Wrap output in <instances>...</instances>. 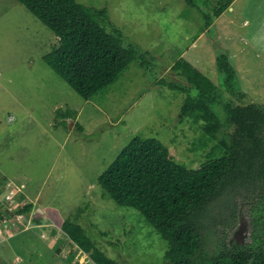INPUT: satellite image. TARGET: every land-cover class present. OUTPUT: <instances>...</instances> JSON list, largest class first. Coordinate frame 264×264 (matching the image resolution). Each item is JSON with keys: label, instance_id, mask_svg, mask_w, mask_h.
<instances>
[{"label": "rangeland", "instance_id": "obj_1", "mask_svg": "<svg viewBox=\"0 0 264 264\" xmlns=\"http://www.w3.org/2000/svg\"><path fill=\"white\" fill-rule=\"evenodd\" d=\"M79 3L106 10L111 23L107 30H119L125 44L145 53L146 65L133 62L114 84L85 100L44 60L58 45L55 34L18 1L0 0V167L16 176L18 188L24 184L15 209L31 202L28 195L36 207L21 222L12 217L0 223V264H96L68 240L62 241L63 249L58 240L52 244L47 229L48 233L29 230L32 225L27 222L34 212L44 213L58 231L67 221L77 223L118 264H163L167 242L137 210L110 199L99 178L137 137L155 138L175 162L189 169L219 158L223 154L219 141L202 131L203 123L181 117L185 100L196 91L173 67L185 60L184 52L192 46L189 54L200 53L202 59V66L195 68L217 86L225 102L264 107V43H250L243 34L248 28L236 26L232 36L234 41L242 38V43H228L220 24L200 38L214 0H198L199 9L183 0ZM232 16L239 21L237 10ZM218 32L221 40H216ZM210 35L218 42L214 46H223L229 54L236 72L233 90L227 91L216 58L209 53L213 43L203 42ZM59 109L76 116L56 119ZM219 114L225 121L224 113ZM232 132V127L223 129L225 134ZM5 185L0 183V194ZM253 192L252 184L229 185L199 215L205 257L238 239L243 224L248 229L240 239L248 240L247 203Z\"/></svg>", "mask_w": 264, "mask_h": 264}, {"label": "trees", "instance_id": "obj_2", "mask_svg": "<svg viewBox=\"0 0 264 264\" xmlns=\"http://www.w3.org/2000/svg\"><path fill=\"white\" fill-rule=\"evenodd\" d=\"M16 1L58 38V45L44 60L85 100L114 84L133 62L146 65L145 53L133 44H125L119 30H107L111 23L106 10L87 7L79 0ZM183 1L199 9L198 0ZM214 1L205 28L231 8L235 0ZM216 66L227 91L233 90L236 72L227 54L217 56ZM173 70L196 91L185 100L181 117L197 124L202 122V131L219 141L223 154L199 169H189L175 162L155 138L137 137L100 176L99 183L110 199L121 207L137 210L167 242L163 264H264V107L225 102L217 86L186 60L181 59ZM222 112L225 121L220 118ZM75 116L71 110L59 109L56 113L60 120ZM225 127H232V134L223 133ZM234 184L254 187L247 203L250 236L244 241L234 239L224 244L217 255L205 257L197 219L212 200ZM33 208L32 203L13 211L0 206V222L29 215ZM238 217H242L241 211ZM63 231L96 264H118L77 223L67 221Z\"/></svg>", "mask_w": 264, "mask_h": 264}, {"label": "crops", "instance_id": "obj_3", "mask_svg": "<svg viewBox=\"0 0 264 264\" xmlns=\"http://www.w3.org/2000/svg\"><path fill=\"white\" fill-rule=\"evenodd\" d=\"M237 3H239V5ZM236 10L238 11L239 16H240V19L238 22H236L234 19V16H232V14H234L236 12ZM228 14H231V15L229 16ZM218 24H220L219 30L221 31L222 37L224 35L225 39L228 41V43H230V42L242 43V38H239V39L236 38V41H234V37L232 36L233 35L232 29L235 26L237 29L248 28V31L246 33H243V34H246L247 37L251 38L250 43H264V0H235L232 4L231 8H229L219 18H217L209 28L204 29V32H203V34L200 35V38L205 36V34L207 32H210V30L213 27L218 26ZM209 34H211V33H209ZM221 35L219 32L216 33V36H215L216 40L217 39L221 40L222 38H219V36L221 37ZM210 36H211V38L206 37V39H204L203 42L204 43H213V44H211V48L209 49V53H210L211 57L217 59V56L219 54H222L224 52H225V54H227L226 50H224L223 46L220 47L221 49L219 48V46L218 47L214 46V44H216L218 42L213 41L215 39V38L212 39L213 35H210ZM234 36H236V35L234 34ZM199 39L197 41H199ZM199 42H201V39ZM193 44H195V43L193 42L192 45ZM193 46H195V45H193ZM191 47L192 46H190L187 50H185L184 59L187 62H189L193 67L197 68V67L202 66V59L200 57V53L198 55L195 54V56H193L191 53L189 54L188 50L190 51ZM227 55H229V54H227ZM230 60H231V57H230ZM208 72H210V71H208ZM1 169L2 168L0 167V183H4V185L8 181L16 183L14 180V179H16L15 178L16 176H11L10 174L7 175L6 173L2 172ZM21 187L24 188V184H22ZM28 198L31 201L29 203H32L33 205H35L33 203V201H34L33 198L29 195H28ZM35 209H36V207L34 206L33 211H35ZM34 213H35V216L32 217V220L27 222V224L32 225L31 229H29V230L37 233V231H39V230L46 231V229H47L48 231H50L49 236L51 237L52 244L54 242H56V240H58L59 242H61L59 247H61L62 249L64 248V245L62 243L63 240H68L75 247H78L76 244L73 243V241H71L70 239H68L66 237V234L63 231V228L61 230L59 229V231H58L57 230L58 228H56L55 224L52 221H50L49 218L45 217L44 213H42L43 215H41L37 212H34ZM21 221L22 220H20L19 222H21ZM5 230L7 231V229H5ZM29 230H28V232H31ZM63 235H65V236H63ZM43 237L46 238V235H43ZM60 253H62V251ZM82 253H84V252H82Z\"/></svg>", "mask_w": 264, "mask_h": 264}, {"label": "built area", "instance_id": "obj_4", "mask_svg": "<svg viewBox=\"0 0 264 264\" xmlns=\"http://www.w3.org/2000/svg\"><path fill=\"white\" fill-rule=\"evenodd\" d=\"M23 189V187H21ZM21 188L13 182H7L3 194L0 196V206L1 208L4 207L5 210L13 211L16 206L17 197L19 193L22 192ZM17 220H22L25 216L19 215L16 216ZM8 220V219H7ZM7 220H4L2 223H5ZM1 223V222H0ZM1 233V230H0Z\"/></svg>", "mask_w": 264, "mask_h": 264}, {"label": "water", "instance_id": "obj_5", "mask_svg": "<svg viewBox=\"0 0 264 264\" xmlns=\"http://www.w3.org/2000/svg\"><path fill=\"white\" fill-rule=\"evenodd\" d=\"M247 229H248V225L246 224H243V227H242V229H241V233L243 232V231H247ZM240 233V234H241Z\"/></svg>", "mask_w": 264, "mask_h": 264}, {"label": "flooded vegetation", "instance_id": "obj_6", "mask_svg": "<svg viewBox=\"0 0 264 264\" xmlns=\"http://www.w3.org/2000/svg\"><path fill=\"white\" fill-rule=\"evenodd\" d=\"M241 229H242V228H241ZM238 236H239V238H238V239H239V240H242V239H240V237H241V234H239ZM242 241H243V240H242Z\"/></svg>", "mask_w": 264, "mask_h": 264}]
</instances>
